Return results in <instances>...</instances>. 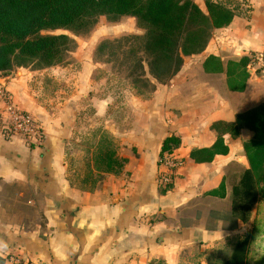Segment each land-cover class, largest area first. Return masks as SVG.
<instances>
[{
  "label": "crops",
  "instance_id": "0c3cea01",
  "mask_svg": "<svg viewBox=\"0 0 264 264\" xmlns=\"http://www.w3.org/2000/svg\"><path fill=\"white\" fill-rule=\"evenodd\" d=\"M193 2L204 12L203 0ZM249 2V19L234 16L168 82L155 83L149 94L131 89L119 111L100 95L105 81L91 80L93 52L76 54L89 69L75 76V90L62 102L51 100L54 111L44 97L46 70L0 76V113L7 92L42 130L38 141L0 135V242L7 246L0 264H221L228 257L250 233L257 210L264 217V201L245 222L232 205V189L249 169L243 145L253 133H234L231 125L264 103V64H252L264 52V0ZM241 58L248 59V77L240 91L229 87L227 65ZM86 97L125 160L118 174L99 180L71 177L66 162L69 127ZM171 136L183 164L166 190L157 184L158 160ZM215 144L211 161L191 158Z\"/></svg>",
  "mask_w": 264,
  "mask_h": 264
},
{
  "label": "trees",
  "instance_id": "16d2710c",
  "mask_svg": "<svg viewBox=\"0 0 264 264\" xmlns=\"http://www.w3.org/2000/svg\"><path fill=\"white\" fill-rule=\"evenodd\" d=\"M205 6L206 12L191 0H0V76L35 64L38 69L57 65L76 48L75 37L89 35L100 18L118 23L130 17L140 33L102 40L95 48L94 60L124 73L138 92L153 91L155 83L164 84L179 72L185 57L204 51L213 32L227 27L235 16L221 3L207 1ZM55 31L71 35L49 34ZM247 64V58L228 63L229 87L243 90ZM231 126L234 133L241 128L253 133L243 145L249 169L232 189L234 216L245 222L252 208L258 209L264 201V103L238 115ZM178 144L174 136L166 138L160 156L174 151ZM217 145L192 152L191 158L209 162ZM91 161L85 177L92 180H99L102 174H118L125 163L106 139L98 141ZM261 227L264 217L260 209L251 232L221 264L264 262L263 255L255 260L256 242L264 232Z\"/></svg>",
  "mask_w": 264,
  "mask_h": 264
},
{
  "label": "rangeland",
  "instance_id": "374dc122",
  "mask_svg": "<svg viewBox=\"0 0 264 264\" xmlns=\"http://www.w3.org/2000/svg\"><path fill=\"white\" fill-rule=\"evenodd\" d=\"M207 1L221 3L225 7L231 9L235 16L243 19H249L253 10L249 0H203V3L205 4ZM203 9L204 12H206V6H203ZM139 33L140 31L135 26V23L131 22L128 17H123L118 23H109L102 17L89 35L85 37H75L76 48L73 52L67 54L60 63L41 69H38L35 64L25 69L46 70L44 97L45 101H47V105L51 108L50 110L54 111V103H56V100H51L56 98L57 101L62 102L63 98H66L70 92L75 90V76L79 74V72H85L89 69V67L85 65V59H83L84 64L77 59L76 54L78 52L82 54V57H85V55H89L90 52L94 54L95 48L102 40H113L121 36ZM49 34L71 35L64 31H55ZM92 61L93 63L91 65L95 67V69L92 71L91 80L96 81L102 79L105 81V85L101 87L100 95L105 96L104 98H112L113 101L117 102L113 108L115 111H119V109L124 107L129 91L131 92V89H133L135 92H138V90L131 87L124 73L113 72L109 64L97 63L93 55ZM20 69L22 68H15L14 71ZM150 92L151 91H139L141 94H149ZM85 100L86 101H78V107L75 108V121L73 124L71 123L69 127L71 135L67 139L66 162L68 166H70L69 174L71 177H75L77 174L79 175L78 177H83V175L88 174V170L92 165L91 160L99 140L106 139L111 142V140H109V135L104 129V119L95 116L93 102L90 97H86ZM110 119L112 120V117ZM262 206L264 208V204H262ZM252 227L253 223L250 224L249 232H251ZM261 229L264 231V228L261 227ZM256 243L257 258L255 260L262 255L264 256V232ZM224 259L225 257L223 260ZM256 264H264V262Z\"/></svg>",
  "mask_w": 264,
  "mask_h": 264
},
{
  "label": "built area",
  "instance_id": "2783aa9c",
  "mask_svg": "<svg viewBox=\"0 0 264 264\" xmlns=\"http://www.w3.org/2000/svg\"><path fill=\"white\" fill-rule=\"evenodd\" d=\"M255 62L264 64V52L252 57V64ZM1 96L6 102V107L0 113V135L3 137H12L16 134L25 141H38L41 137L42 130L34 117L13 105L10 101L11 97L7 92H2ZM182 164V159L175 154V151L164 153L160 156L157 172L158 186L162 189L169 190ZM11 264L30 263H21L20 261L11 259Z\"/></svg>",
  "mask_w": 264,
  "mask_h": 264
},
{
  "label": "clouds",
  "instance_id": "9594fccd",
  "mask_svg": "<svg viewBox=\"0 0 264 264\" xmlns=\"http://www.w3.org/2000/svg\"><path fill=\"white\" fill-rule=\"evenodd\" d=\"M7 246L3 243L0 242V251H2L3 249H5Z\"/></svg>",
  "mask_w": 264,
  "mask_h": 264
}]
</instances>
